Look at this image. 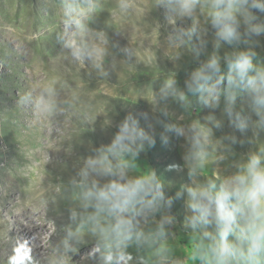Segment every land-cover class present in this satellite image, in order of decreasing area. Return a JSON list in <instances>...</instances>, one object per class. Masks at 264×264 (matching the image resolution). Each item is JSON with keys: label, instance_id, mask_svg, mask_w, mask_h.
Masks as SVG:
<instances>
[{"label": "clouds", "instance_id": "clouds-1", "mask_svg": "<svg viewBox=\"0 0 264 264\" xmlns=\"http://www.w3.org/2000/svg\"><path fill=\"white\" fill-rule=\"evenodd\" d=\"M58 7L56 39L74 62L103 73L109 57L132 58V49L101 26L100 0H58ZM118 8L126 14L131 4L119 0ZM155 9L171 25L161 46L171 50L163 57L174 75L153 82L149 112L111 120L102 127L114 129L109 140L89 141L59 186L48 189L46 202L62 223L45 264H71L87 244L90 264H185L168 243L178 227L194 242L198 264H264V0H156ZM186 64L192 67L181 84L177 72ZM58 85L28 88L17 99L57 131L71 108ZM193 99L204 113L199 119L170 110L176 104L188 114ZM158 127L163 144L170 134L182 141L183 163L168 169L186 173L187 181L174 195L168 190L176 182L167 184L154 168L136 172L141 154L157 143ZM245 138L253 147L238 151ZM39 154L26 153L17 172L26 175ZM210 161L218 172L205 177ZM176 200L182 219L173 212Z\"/></svg>", "mask_w": 264, "mask_h": 264}, {"label": "rangeland", "instance_id": "rangeland-1", "mask_svg": "<svg viewBox=\"0 0 264 264\" xmlns=\"http://www.w3.org/2000/svg\"><path fill=\"white\" fill-rule=\"evenodd\" d=\"M129 2L131 8L125 14L118 8L119 0H100L101 26L121 48L133 51L130 60L123 53L114 61L106 59L101 73L61 51L56 39L58 0H0V264H45L44 257L51 252L62 223L46 202L48 189L59 186L89 141L98 145L109 140L114 129L102 127L111 120L118 121L128 112L138 116L149 112L153 82L174 75L171 61L163 57L171 50L161 46L163 33L171 28L163 10L155 9L156 0ZM259 51L264 59V41ZM191 67L186 64L178 70L181 84ZM53 80L59 81L60 98L71 103L58 131L47 120L37 122L30 109L17 105L26 89ZM170 110L177 116L187 115L186 119L204 114L195 99L188 114L176 104ZM141 124H145L143 118ZM224 130H229L227 121ZM162 131L158 127L157 143L141 154L136 172L145 175L154 168L167 184L176 182L168 190L174 195L179 183L187 181L186 173L168 169L170 164L183 163L182 141L170 134L169 142L163 144L159 139ZM247 137H251L250 131ZM251 147L245 138L237 149ZM37 149L40 154L27 174H19L17 167L26 162L25 154ZM203 172L205 177H214L218 170L210 161ZM173 212L182 219L181 200L175 201ZM168 243L185 264H198L194 242L179 227ZM91 247L81 246L71 264H90L87 253Z\"/></svg>", "mask_w": 264, "mask_h": 264}]
</instances>
